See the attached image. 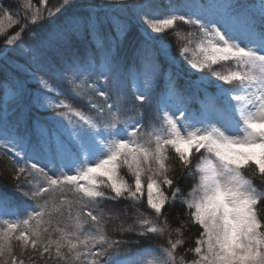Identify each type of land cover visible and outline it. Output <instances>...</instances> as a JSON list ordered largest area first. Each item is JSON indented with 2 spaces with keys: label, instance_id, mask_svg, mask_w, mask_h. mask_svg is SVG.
I'll return each instance as SVG.
<instances>
[{
  "label": "snow or ice",
  "instance_id": "snow-or-ice-1",
  "mask_svg": "<svg viewBox=\"0 0 264 264\" xmlns=\"http://www.w3.org/2000/svg\"><path fill=\"white\" fill-rule=\"evenodd\" d=\"M40 3L44 10L34 9L24 19L30 16L31 25L46 23L54 29L47 46L44 37L33 33L29 62L36 71L29 72V77L45 91H53L36 75L51 73L67 79L72 85L70 92L78 98L94 93L103 102L89 101L96 112L90 116L64 101L52 105L43 92H32L18 78L0 83V103L7 85L18 104L28 95L37 109H68L58 112L52 118V128L43 129L35 142L29 135L9 130L6 117L0 114V137H11L0 140V146L14 153L15 178L25 177L26 185L34 179L40 181L25 193L36 201L32 211L26 209L23 216L16 214L14 219L0 214V264H24L14 251L17 246L28 253L32 264H264V0L258 10L241 0H186L179 6L170 3L163 18L153 0H108L107 7L134 14L150 44L156 34L172 29L178 21L197 29L189 37H200L195 51L188 46L190 39L180 47L181 59L199 75L190 85L200 89L207 82L216 87L214 94L204 89L205 98L197 111L189 106L191 97L175 87L171 66L177 61L161 42L156 41L155 48L142 46L138 50L147 71L142 73L144 87L135 99L141 104L155 101L158 126H150V131H142L143 125L121 110L118 101L126 87L120 78L123 73L110 51L102 48V41H98L99 62L92 57L52 61L47 56L48 48L66 45L83 27L95 33L101 23L112 21L120 39L127 24L115 16L97 17L94 13L87 18L60 20L56 16L60 7H49L48 0ZM63 5L70 6V0H63ZM25 6L31 8L29 0ZM16 17L11 8L0 7V34L21 24ZM26 28L27 24H21L14 34L5 36V48L21 41ZM108 39L114 48L117 39ZM190 52L193 55L188 58ZM159 55L168 59L170 67L164 73L167 87L162 96H154L152 84L159 71ZM217 65L219 68L214 67ZM81 76L84 79L78 83ZM93 76L95 80L88 85ZM169 96L176 100L172 110L167 103ZM17 148L21 151L16 152ZM170 151L174 153L171 158ZM20 155L23 163L17 159ZM37 155H43L46 166L29 163ZM194 158L198 161L195 164ZM170 160L199 177L182 201L186 219L175 229H170L164 215L181 195L177 164ZM122 168L131 183L121 175ZM254 178L262 182L260 188L254 185ZM145 195L153 215L149 217L137 207V219L127 230L139 229L141 237L170 236L172 231L177 236L168 240L166 248L148 245L126 250L124 241L106 234V214L99 204L121 199L138 203ZM8 205V197L0 194V208ZM85 208H94L96 214L83 212ZM189 223L198 225L200 233L194 247L186 249L194 258L185 261L175 253L185 243L182 228ZM149 256L155 258L148 260Z\"/></svg>",
  "mask_w": 264,
  "mask_h": 264
},
{
  "label": "trees",
  "instance_id": "trees-1",
  "mask_svg": "<svg viewBox=\"0 0 264 264\" xmlns=\"http://www.w3.org/2000/svg\"><path fill=\"white\" fill-rule=\"evenodd\" d=\"M31 8L25 6V0H0V7L11 8L17 13V19H20L21 24H27V28L22 35V40L16 45L9 48H5L4 40L5 36L14 34L21 24H17L6 31L4 34H0V83H3L10 78H18L25 81L27 88L32 92L41 91L47 97V101L52 105L57 104L59 101H64L75 108L84 112L87 115L95 116L96 112L91 108L89 101L100 104L103 102V98L98 97L94 93L88 97L78 98L77 95H73L70 92L72 85L68 83L67 79H61L51 73L36 72L37 76L43 77L47 84L55 89L53 91H45L44 86L37 81L31 79L28 75L29 72L36 71L34 66L30 64L29 57L31 55V46L35 43L36 35L45 38V45L47 46L48 39L50 38V32L53 31L54 25L43 24L42 26H33L30 24V16L28 20L24 17L28 16L34 9L44 10V5L40 3V0H29ZM186 0H153L155 9L160 11L161 18L167 13L169 4L182 5ZM241 2L249 5L253 10H258L261 0H241ZM108 0H70V6L63 5V0H48L49 7H60L61 12L56 13V16L63 20L65 17H80L87 18L90 14L94 13L97 17L115 16L120 22L127 24V31L122 38L117 39L116 24L112 21L101 23L95 33H92L87 27H83L80 31L74 33L66 45L53 44L47 50V56L52 61L68 60L70 58H76L78 60H86L88 57H92L99 62L101 47L98 46V41H102V48L106 51H110L111 57L119 64L122 71L121 80L126 85L123 95H121L118 103L121 110L126 116L131 117L132 120L140 122L143 127L142 131H150V126H158L157 112L155 101L149 104L147 101L141 104L135 99L136 91L142 90L144 71H147V66L142 58V53L138 54V50L143 47L155 48V42H161V46L165 48L170 57H175L177 63L171 66V71L174 75L175 87L184 92L185 95L191 97L190 108L193 111H197L201 107V102L205 98L204 89L206 88L209 94L216 92L214 84L204 83L202 88L197 89L190 85L191 81H198L199 75L195 70L191 69L187 63L180 57V47L184 43H188L190 49L194 50L197 46L200 37H189V33L196 32L192 26L185 25L183 22L178 21L177 24L169 30H166L163 34H156L155 41L151 44L147 41L143 35V29L140 28L135 20L133 13L127 10L121 11L115 7H107ZM59 21H57L58 23ZM7 23V22H6ZM117 39L116 46L111 47V42L108 37ZM3 53V55H1ZM188 58H191V52L186 54ZM159 71L153 81V95L162 96L164 89L167 87V82L164 78V73L169 70V61L163 55H159L157 58ZM219 68V65L214 66ZM27 69V71H25ZM206 74V73H205ZM70 75V74H69ZM81 76L78 79L83 80ZM133 79L136 83V91H133ZM95 77H91L87 80V84L91 85ZM100 90H104L101 87ZM3 95V102L0 103V114L6 117L9 130H14L21 135H29L32 141L35 142L36 138L41 134L43 129H51L54 123L52 119L58 112L68 111V109H57L55 107L50 109H37L31 104V97L25 95L21 103L14 102L13 90L9 87H5ZM173 100L172 96L167 98V102ZM109 103H113V100H109ZM11 139V137H0V140ZM19 148L16 152H20ZM174 155L169 152L170 158ZM14 153L10 148L0 146V194H4L8 197L9 205L8 210L0 209L2 218H15L16 214L23 216L25 210L32 211V207L36 201L30 195H25L29 191V187L39 183V180H32L31 185H26V178L21 177L20 180L15 178L17 165L13 162ZM17 159L23 163V155L17 157ZM39 162L40 166H46V161L43 155L34 156L29 163ZM170 162L177 164L176 176L179 177V186L181 188V195L177 198L174 206L167 207L164 215L169 221L170 229H175L180 226V221L185 220L184 213L187 211L186 204L182 201L186 198L187 193L193 187L196 181V175H190L186 169H181L176 161ZM198 161L194 158L193 164ZM195 171V170H193ZM183 173V174H182ZM121 175H124L126 179L132 180L130 175L127 174L126 169H121ZM146 183V181H145ZM254 185L260 188L262 182L258 178H254ZM71 199V196H69ZM139 207L141 211H144L149 217L153 213L147 208L146 195L138 203L131 200L121 199L116 200H103L99 204V208L105 212L106 223L104 225L105 232L111 238L116 240H122L125 242L123 245L126 250H136L147 247L148 245L159 246V248L168 247V240L171 238L175 240L177 233L175 231L164 234L141 237L138 235L139 229L134 232L128 231V225L133 224L137 219L136 208ZM77 209L73 208V213ZM89 210L96 214L94 208H85L82 211L87 212ZM179 214V216H177ZM74 219V216H73ZM68 216L65 212V221L67 222ZM85 231H87V225H85ZM200 233L198 225L191 223L182 228V238L185 243L182 246H178L176 255L179 258L184 256L185 261H191L194 256L191 251H187L190 247H194V239ZM18 258L24 260V264H32V261L28 257V253L16 247L14 249ZM159 255V251L155 254ZM151 256L147 257L150 258ZM155 258V256H153ZM153 258V259H154ZM35 259V258H33ZM36 264H41L37 261Z\"/></svg>",
  "mask_w": 264,
  "mask_h": 264
},
{
  "label": "rangeland",
  "instance_id": "rangeland-1",
  "mask_svg": "<svg viewBox=\"0 0 264 264\" xmlns=\"http://www.w3.org/2000/svg\"><path fill=\"white\" fill-rule=\"evenodd\" d=\"M198 44H199V43H198ZM198 44H197V46H198ZM197 46L195 47V49H194L193 51H195V50L197 49ZM191 54L193 55V52H191ZM139 94H140V90L137 91V95H139ZM173 98H174L173 102H169V103H168L170 110H172V106L176 103V100H175V97H174V96H173ZM198 179H199L198 174H196V181L194 182V184L198 182ZM193 186H194V185H193ZM5 208H7V206L2 207V208H0V209H3V210H4ZM153 258H154V257L151 256L150 258H148V260H152Z\"/></svg>",
  "mask_w": 264,
  "mask_h": 264
}]
</instances>
